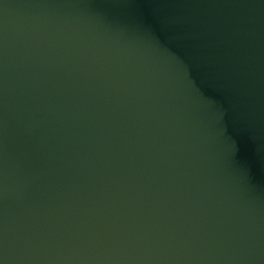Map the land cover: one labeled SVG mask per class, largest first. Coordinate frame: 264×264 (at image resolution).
Returning <instances> with one entry per match:
<instances>
[{"label":"water","instance_id":"water-1","mask_svg":"<svg viewBox=\"0 0 264 264\" xmlns=\"http://www.w3.org/2000/svg\"><path fill=\"white\" fill-rule=\"evenodd\" d=\"M0 264H264V0H0Z\"/></svg>","mask_w":264,"mask_h":264}]
</instances>
